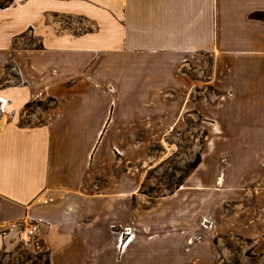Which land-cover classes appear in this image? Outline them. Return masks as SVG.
Returning a JSON list of instances; mask_svg holds the SVG:
<instances>
[{"label": "crops", "instance_id": "crops-1", "mask_svg": "<svg viewBox=\"0 0 264 264\" xmlns=\"http://www.w3.org/2000/svg\"><path fill=\"white\" fill-rule=\"evenodd\" d=\"M254 11L264 0L0 7V254L37 222L27 248L49 264H200L188 246L213 235L201 223L208 186L219 185L210 192L221 204L230 189L264 184V21ZM204 56L208 81L193 79L187 69ZM202 83L217 91L212 102L193 101ZM36 99L53 105L26 114ZM194 110L206 119L201 160L174 193L143 195L148 145Z\"/></svg>", "mask_w": 264, "mask_h": 264}, {"label": "rangeland", "instance_id": "rangeland-1", "mask_svg": "<svg viewBox=\"0 0 264 264\" xmlns=\"http://www.w3.org/2000/svg\"><path fill=\"white\" fill-rule=\"evenodd\" d=\"M6 2L8 0H0V4ZM22 42L37 44L29 37ZM209 61V57L204 56L199 63L201 67L188 68L191 77L208 81ZM7 71L8 78L15 81L14 70ZM216 96L218 93L211 83H202L200 87L196 86L191 91L193 101L204 99L212 102ZM51 105L53 102L48 99H36L28 104L26 114L41 111ZM198 115L196 110L194 113L182 115L176 122L174 130L148 145L142 167L138 166V170L143 173V180L139 186L140 193L172 194L183 185L184 178L193 170H189V163L195 160L197 155L201 160L202 149L206 145L207 136L204 127L206 119ZM29 119L28 116H23L21 122H28ZM223 158L226 160L225 157ZM98 183L102 184V180L99 179ZM211 187L213 188L208 186L209 189L207 188L204 194L208 195L205 209L202 201L200 210L207 213L206 219L201 222L206 226L203 224L202 226L211 230L213 235L211 236L206 230L200 233L199 243L193 247L188 246V249H191L189 251L191 258H199L200 264H264V184L242 185L230 189L231 195H225L221 204L213 200L216 196L210 192V189H215L219 185ZM187 189L184 191L190 189V194L195 195L193 188ZM228 197L230 199L225 200ZM189 202L191 203V200ZM201 214L203 213H198L197 209L196 214L192 215V220L200 217ZM35 237L36 235L24 240L18 235L15 250L0 254V264H46L45 252H34L27 248ZM176 248L177 254L181 255L183 246Z\"/></svg>", "mask_w": 264, "mask_h": 264}, {"label": "built area", "instance_id": "built-area-1", "mask_svg": "<svg viewBox=\"0 0 264 264\" xmlns=\"http://www.w3.org/2000/svg\"><path fill=\"white\" fill-rule=\"evenodd\" d=\"M38 232V224L37 222H31L29 224H26L22 227H20L18 229V235L21 239H24V240H27V239H30L32 238L33 236H35ZM119 239H120V242L122 240V233L120 234L119 236ZM127 239L126 238L123 243H122V246H125L126 242H127Z\"/></svg>", "mask_w": 264, "mask_h": 264}, {"label": "trees", "instance_id": "trees-1", "mask_svg": "<svg viewBox=\"0 0 264 264\" xmlns=\"http://www.w3.org/2000/svg\"><path fill=\"white\" fill-rule=\"evenodd\" d=\"M11 1L12 0H8V2H6L4 4H0V7H3L5 5H7V4H9ZM250 16L252 18L261 19V20L264 21V11H254V12H252L250 14ZM199 161H200V156L197 155L196 158H195V160H193L192 162L189 163V166H188L189 170L194 169L195 166L199 163ZM46 264H49L47 259H46Z\"/></svg>", "mask_w": 264, "mask_h": 264}, {"label": "bare ground", "instance_id": "bare-ground-1", "mask_svg": "<svg viewBox=\"0 0 264 264\" xmlns=\"http://www.w3.org/2000/svg\"><path fill=\"white\" fill-rule=\"evenodd\" d=\"M129 241H130V239H128V240H127V242H126L125 246H126L128 243H129Z\"/></svg>", "mask_w": 264, "mask_h": 264}]
</instances>
